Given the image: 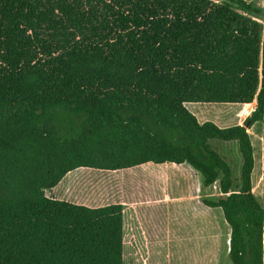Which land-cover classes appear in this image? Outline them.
<instances>
[{
    "label": "trees",
    "instance_id": "1",
    "mask_svg": "<svg viewBox=\"0 0 264 264\" xmlns=\"http://www.w3.org/2000/svg\"><path fill=\"white\" fill-rule=\"evenodd\" d=\"M255 101L227 128L186 107ZM263 121L255 0H0V264H126L124 205L45 191L80 168L166 163L200 175L203 204L231 229V263L264 264L249 133ZM213 140L238 145L240 184ZM216 183L222 196L206 194Z\"/></svg>",
    "mask_w": 264,
    "mask_h": 264
},
{
    "label": "rangeland",
    "instance_id": "2",
    "mask_svg": "<svg viewBox=\"0 0 264 264\" xmlns=\"http://www.w3.org/2000/svg\"><path fill=\"white\" fill-rule=\"evenodd\" d=\"M255 2L264 7V0ZM189 105L188 109L193 112L191 109L196 107L191 108ZM204 105L225 112L208 110L212 118L208 121L213 122V118L222 121L228 112L233 115L225 119L227 121L224 124L227 126L235 124L236 118H243L239 117L243 108L226 106L228 104ZM255 107L256 102L245 110ZM245 110L243 116L246 115ZM249 133L257 163L253 192L264 205V121L250 129ZM211 145L231 163L235 184H240L241 158L236 143L213 140ZM172 168L184 170L183 167ZM166 169L154 165L116 172L80 168L69 173L55 193L57 198L89 207L124 205L126 264H232L227 252L230 229L220 211L201 212L200 218H169L170 215L166 213L168 203L175 205L182 201H197L201 189L196 184V178L187 186L177 176H156V171ZM205 193L222 196L219 183ZM176 208L180 209V206Z\"/></svg>",
    "mask_w": 264,
    "mask_h": 264
},
{
    "label": "crops",
    "instance_id": "3",
    "mask_svg": "<svg viewBox=\"0 0 264 264\" xmlns=\"http://www.w3.org/2000/svg\"><path fill=\"white\" fill-rule=\"evenodd\" d=\"M189 104H193V105H191L192 107ZM204 104H206V103H188V104H186V107L187 108H188V105L191 108L196 107V109L194 108V109H191V110H193L192 113L198 118V120H199L200 123H205V122H208L209 119H212L210 117V115H209L210 114L209 113L210 111L225 113V112H222L221 110H214L211 106H207V105H204ZM216 105H220V104H216ZM249 105L250 104H245V105H241V104H228V105H226V106L243 108L242 109V112H240V114H239L240 115L239 117H243V118H240V119L239 118L238 119L236 118V121L237 122L235 124H232L230 126H227V125L224 124L227 121L225 119H228V118H230L231 115H233L232 112L226 113L228 115H226V117H222V119H221L222 121H219V122L216 119H220V118H213V122L215 124H217L221 128H227V127H232V126H236V125H243L244 124V121L247 118L246 116H243V110H245L247 107H249ZM226 106H223V107H226ZM218 108H222V107H218ZM208 110H210V111H208ZM197 114L199 116H197ZM210 122H212V121H210ZM251 139H252V137H251ZM233 143H235V142H233ZM237 148H238V145H237ZM254 153H255V147H254ZM148 164H153V163H148ZM153 165H155V164H153ZM162 165H164V166H157V167H167V169L166 170H161V171H156L155 174H156V176H158V178H160L161 176H164V177H168V176L174 177V176H177L182 181H185L187 183V186H190L191 185L190 182L193 181V178H194V181H195V178H196L197 179V183L196 184L201 189V186H202L201 177L198 174V172L196 170H194L190 165H188V164L176 165V164H173V163H166V164H162ZM256 165H257V163H256V155H255V169H254V172H253V175H252V183L254 181V173H255V170H256ZM240 166H241V164H240ZM172 167H183L184 170L183 171H178V170H174ZM189 176H192V177H189ZM65 178L61 181L60 184L63 183V181L65 180ZM60 184L57 187H55L54 189L46 190L45 191L46 196L48 198H50V199L62 200V198L61 199L60 198H57L56 197V193H55V190L60 186ZM198 198H199V200H197V201H190V200H188V201H182V202L175 203V205H173L171 203H168L167 206H166V208H167V212L166 213H168L170 215L169 218L171 220H185V219H190L192 217L193 218H195V217L196 218H198V217L200 218V213L201 212L207 213V211H213V213L216 212V211H220V213L223 215V212H222L221 209H213V208H210V207L205 206L203 204L202 200H200L201 199V195L198 196ZM62 201H65V200H62ZM78 205H81V204H78ZM172 205L174 207H172ZM177 206H180V209H177L176 208ZM174 208H176L175 211H173ZM210 214H212V213H210ZM223 218H224V215H223ZM228 227H229V225H228ZM229 229H230V227H229ZM230 237H231V229H230V232H229V239H228V250H227V252H228V258H229ZM124 247H125V235H124Z\"/></svg>",
    "mask_w": 264,
    "mask_h": 264
},
{
    "label": "built area",
    "instance_id": "4",
    "mask_svg": "<svg viewBox=\"0 0 264 264\" xmlns=\"http://www.w3.org/2000/svg\"><path fill=\"white\" fill-rule=\"evenodd\" d=\"M254 109L255 108H251L250 110H245V112L244 113H246V117H249L251 114H252V112L254 111Z\"/></svg>",
    "mask_w": 264,
    "mask_h": 264
}]
</instances>
